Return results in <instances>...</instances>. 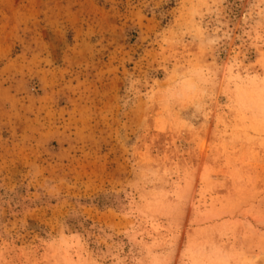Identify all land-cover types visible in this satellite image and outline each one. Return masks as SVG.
<instances>
[{"label": "rangeland", "instance_id": "obj_1", "mask_svg": "<svg viewBox=\"0 0 264 264\" xmlns=\"http://www.w3.org/2000/svg\"><path fill=\"white\" fill-rule=\"evenodd\" d=\"M262 257L264 0H0V264Z\"/></svg>", "mask_w": 264, "mask_h": 264}, {"label": "bare ground", "instance_id": "obj_2", "mask_svg": "<svg viewBox=\"0 0 264 264\" xmlns=\"http://www.w3.org/2000/svg\"><path fill=\"white\" fill-rule=\"evenodd\" d=\"M259 262H261V264H264V257H262ZM259 262L258 261H254L251 264H258Z\"/></svg>", "mask_w": 264, "mask_h": 264}]
</instances>
